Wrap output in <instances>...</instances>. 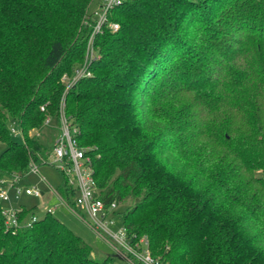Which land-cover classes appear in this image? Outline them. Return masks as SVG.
Returning a JSON list of instances; mask_svg holds the SVG:
<instances>
[{"label":"trees","instance_id":"16d2710c","mask_svg":"<svg viewBox=\"0 0 264 264\" xmlns=\"http://www.w3.org/2000/svg\"><path fill=\"white\" fill-rule=\"evenodd\" d=\"M90 1L0 0V179L48 164L30 133L63 107L101 198L125 206L128 236L154 258L264 264V0H126L110 14L118 30L95 39L92 76L63 102ZM112 262L53 214L17 230L0 214V264Z\"/></svg>","mask_w":264,"mask_h":264},{"label":"built area","instance_id":"2783aa9c","mask_svg":"<svg viewBox=\"0 0 264 264\" xmlns=\"http://www.w3.org/2000/svg\"><path fill=\"white\" fill-rule=\"evenodd\" d=\"M125 1L100 0L95 11L85 15L82 25L90 28L91 32L85 47L83 62L74 68L72 73L64 74L61 77L60 82L64 87L63 102L65 95L73 86L80 80L92 76L91 65L99 58L94 46L95 39L98 35L103 34L104 30L111 32L118 30V24L110 21L109 18L112 10ZM40 111L43 112L44 107H41ZM51 123V118L47 117L43 126H50ZM9 131L13 137L20 136L22 138L21 131L15 122L10 123ZM78 135L79 129L65 116L62 107L59 116V132L50 151L49 160L51 163L49 164L55 167L64 178L63 193H59L49 185V195L56 198L58 204L53 208L46 207L44 213L53 214L59 207L72 212L84 221L97 236L110 244L116 255L125 264H163L151 255L146 237L131 239L124 227L112 229L116 224L115 216L119 206L116 202L106 204L101 198L102 193L97 188L93 176L92 159L88 155L90 149L78 147ZM29 173H38V166L35 163H31ZM17 179L19 178L14 177L8 180L14 182ZM3 180L0 179V182ZM24 193L36 198L43 196V193L37 188H26ZM0 201H8L5 191L0 192ZM18 212L12 209H1L0 214L6 229L30 228L37 220L35 216H32L26 221H20Z\"/></svg>","mask_w":264,"mask_h":264},{"label":"rangeland","instance_id":"374dc122","mask_svg":"<svg viewBox=\"0 0 264 264\" xmlns=\"http://www.w3.org/2000/svg\"><path fill=\"white\" fill-rule=\"evenodd\" d=\"M99 2L100 0H91L87 5L85 14H92ZM81 22L83 24V19ZM192 32L193 29L190 30V27L184 29V35L187 39L191 38L193 34ZM58 132L59 121L58 124L52 122L50 126H42L40 129L32 131L30 135L38 138L45 149L50 152ZM13 138L19 142L22 140L20 136ZM4 148L5 146L0 143V153L4 150ZM49 163H51L50 160H48V164L38 166V173H29L26 177L19 178L14 182L8 179H4L3 182H0V192L5 191L8 195V201H0V208L2 210L12 209L15 211L24 209L27 216L23 219V221H26L32 216H35L37 219H41L45 214L44 209L46 207L53 208L56 206L58 201L56 198L50 197L48 187L50 185L62 194L61 190L64 178L61 173ZM11 185H13V187H11ZM26 188H37L41 193H43V196L40 198L27 196L24 193ZM125 212V206H119L115 216L116 224L112 227L113 230L124 227ZM53 216L59 219L69 230L89 245L92 249V255L95 258L103 259L109 257L113 260L112 264H125L119 256L116 255L110 244H108L103 238L97 236L84 221L72 212L59 207L56 211H54Z\"/></svg>","mask_w":264,"mask_h":264}]
</instances>
